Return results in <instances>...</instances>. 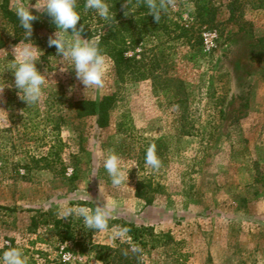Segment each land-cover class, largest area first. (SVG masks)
<instances>
[{"label":"rangeland","instance_id":"obj_1","mask_svg":"<svg viewBox=\"0 0 264 264\" xmlns=\"http://www.w3.org/2000/svg\"><path fill=\"white\" fill-rule=\"evenodd\" d=\"M3 2L0 80L12 87L0 94V207L14 211L0 209V254L22 248L27 264H264V0H165L169 17L193 27L200 44L170 31L161 42L146 35L128 52L153 65L145 80L118 81L109 59L104 85L91 88L63 71L70 65L48 45L56 26L33 7L37 0H5L14 14L22 5L38 17L30 40L49 82L44 98L28 105L10 70L24 30L4 17ZM83 4L77 0L78 12ZM202 5L215 10L217 27L198 23ZM99 19L91 10L82 39L100 36ZM209 32L216 38L206 51ZM75 38L69 30L66 39ZM106 95L115 96L107 128L77 117L75 103ZM122 115L133 127L123 134ZM153 144L158 171L145 165ZM111 152L125 172L138 166L118 188L102 167ZM139 183L150 185L149 204L135 195ZM105 204L113 212L106 232L60 214ZM53 220L63 223L55 229ZM128 223L150 227L155 238L113 242V230Z\"/></svg>","mask_w":264,"mask_h":264},{"label":"clouds","instance_id":"obj_2","mask_svg":"<svg viewBox=\"0 0 264 264\" xmlns=\"http://www.w3.org/2000/svg\"><path fill=\"white\" fill-rule=\"evenodd\" d=\"M147 6L149 14L158 22L164 5H158L154 0H147ZM33 7L38 11L42 10L56 26L55 38H50L48 45L50 47L55 46L61 60L67 61L70 65L63 71L67 69L74 70L76 79L85 88L102 87L110 69L109 58L99 46V36L87 40L81 38L80 32L83 30V26L79 30L76 27L81 20V14L77 11V0H37ZM84 7L87 10L94 11L102 19H113V14L106 0H85ZM15 15L20 27L24 30V40L20 41L13 49L14 60L10 70L13 72L14 86L18 90L20 98L27 105L35 104L44 98L45 86L49 82L46 74H41L36 67L42 52L30 40L33 22L38 17L29 11V6L24 7L22 5L15 9ZM69 30H71V36L76 37L74 40L69 41L66 39V36H69ZM6 87L11 88L12 85L0 80V94L3 93ZM145 165L153 171H158L162 166V162L156 153L155 144L150 145L146 151ZM102 167L107 172L112 186L118 188L128 183L129 171L138 166L133 163L129 171L125 172L121 157L115 152H111L104 157ZM60 214L65 219L72 216L80 218L85 229L106 232L109 230V220L113 212L105 204L102 207L95 206L94 208L66 206ZM129 232L128 227H118L113 230L111 239L113 242L116 240H129ZM131 250L134 253L140 251L138 246H133ZM0 264H27L24 250L19 247H7L0 254Z\"/></svg>","mask_w":264,"mask_h":264},{"label":"trees","instance_id":"obj_3","mask_svg":"<svg viewBox=\"0 0 264 264\" xmlns=\"http://www.w3.org/2000/svg\"><path fill=\"white\" fill-rule=\"evenodd\" d=\"M154 2L158 5H164L158 22L149 14L147 0H106L113 14V19L105 20L100 18L98 20L97 24L101 26L99 46L102 52L111 60L114 77L120 82L142 81L151 74L152 64L146 66L141 59H137L136 54L133 53L130 56L128 55V52L135 51L140 40L146 35L161 42V36L165 32L170 31L174 34L173 39L175 40H182L190 44L192 39H195L196 43L200 44V38L194 37L197 32L193 27H184L169 17L165 0H154ZM84 5L85 4L80 8L79 13L81 14V20L76 26L78 30L83 26L81 32L87 30V19L91 15V10L85 9ZM262 5L263 2H261L258 7ZM254 6L257 7L256 5ZM2 10L4 17L7 18L14 27L22 30L17 16L8 9L5 0L2 4ZM215 15L216 12L212 7L204 5L197 7L196 19L202 27H205V30L213 29L218 26ZM261 41H263V39H261ZM114 101V95L103 96L99 101H78L74 106L76 115L77 117H96L98 128L105 129L109 126L110 110ZM132 128L129 116L122 115L117 125V131L123 134L132 131ZM147 188H150L149 184L144 185L139 183L135 190L136 197L146 199L145 192ZM146 202H148V204L150 203L147 199ZM0 209L9 210L11 212L14 211L4 207H0ZM62 223V220L52 221L55 229ZM126 227L130 229L129 236L133 240H139L143 236L155 238L153 230L150 227H135L130 223L126 224ZM155 240L156 239H154V241ZM102 250L107 253H116L110 247H103ZM121 257H123V255ZM124 258H126V256H124Z\"/></svg>","mask_w":264,"mask_h":264},{"label":"built area","instance_id":"obj_4","mask_svg":"<svg viewBox=\"0 0 264 264\" xmlns=\"http://www.w3.org/2000/svg\"><path fill=\"white\" fill-rule=\"evenodd\" d=\"M215 38H216V34L212 32H209L204 35V48L206 51L211 50L213 46V42L215 41Z\"/></svg>","mask_w":264,"mask_h":264}]
</instances>
